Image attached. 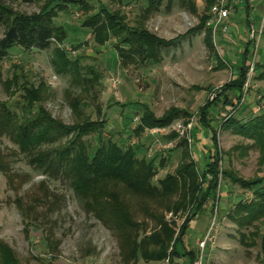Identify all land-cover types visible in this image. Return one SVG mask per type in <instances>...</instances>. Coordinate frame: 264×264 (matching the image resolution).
<instances>
[{"label": "rangeland", "instance_id": "1", "mask_svg": "<svg viewBox=\"0 0 264 264\" xmlns=\"http://www.w3.org/2000/svg\"><path fill=\"white\" fill-rule=\"evenodd\" d=\"M4 1L15 12L29 16L39 14L46 8L51 9L52 13L58 16L56 24L66 29L68 37L63 46L55 44L53 48L44 51L25 50L21 47L10 50L9 56L0 64V106L6 105L16 113L22 123L30 115L27 92L33 86L38 88L45 84L42 108L47 109L55 119L70 127L82 124L87 117L94 121L106 122L102 135L105 140L111 138L125 145L128 142L129 145L140 146L139 155L148 159L158 158L157 163L164 159L165 167H160L156 182L168 174L174 175L177 172L182 151L174 152L172 150L175 148L169 150L165 147L171 141L177 145L180 139H169L167 136L170 131L165 134L145 131L139 138L133 135L131 128L138 125V118L145 111L144 105L157 117L164 116L168 110L176 107L194 115L191 120L183 116L179 122L186 125V121H190L192 125L189 134L192 142L188 145L202 175V165L205 167L208 163L206 156H209V148L213 146V142L210 137L208 140H200L201 133L195 132L194 128L199 121L200 108L217 90L237 78L239 66L233 65L234 61L232 60V64L231 59H236L240 53L237 54L238 50L229 47L231 40L227 41V62L229 61L231 66L220 64L219 59L206 47L204 33L199 32L192 33L174 47L165 49L160 64L141 66L134 61L123 62L114 47L115 39L104 47L98 45L93 36H90L92 31L84 28L82 24L95 12L107 8L111 12H121L132 26L144 22L152 33L162 39L172 40L199 26L205 13L206 3L203 0H197L195 3L197 13L190 12L179 0L171 5L166 1L160 12L151 15L147 20L143 16L146 6L132 0ZM76 1L88 5L91 11L86 13L79 9L80 7L77 8L78 6L74 5ZM63 5L66 8L68 6V9L61 12L59 7ZM244 15V12L239 10L234 25L244 28ZM258 23L257 20L255 24ZM5 31L6 27L0 28V40ZM232 36L238 39L236 33ZM79 44L83 47L74 51L73 48ZM57 47L68 52L72 59L80 60L83 72L80 78L101 76L89 89L90 92L83 91L74 77L70 79L56 74L52 59ZM260 56L264 63V47L259 49L258 57ZM88 70H93L95 75H90ZM77 96H81L88 104L87 107L81 106L82 117H78L70 106V99ZM259 97L264 98L262 80L251 83L240 115L258 113ZM212 112L215 115L220 113L218 118L221 119L227 116L228 111L221 103L218 108L213 107ZM130 117H134V120L126 127ZM96 137L93 135L85 140L97 147L99 142ZM218 138L224 160L221 172L227 171L246 182L264 178V151L256 141L239 136L233 131H220ZM1 164L9 166L10 179L0 172V241L8 244L13 250L19 264H184L187 261L182 258L174 262H146L138 250L134 259L129 258L131 255L127 256L122 250L121 239L116 231L95 216L89 209L88 202L75 193L68 181L62 178L50 180L36 172L20 154L19 148L5 135H0ZM181 190L188 194L192 189L187 186ZM21 199L24 209L32 208V211L27 213V219L19 208L18 201ZM241 201L247 206L252 205L255 202L253 191L227 182L221 173L217 198L211 202L213 212L207 215L205 211L197 221L200 224L208 223L205 235L198 242H190L189 228L185 238L186 249L193 250L195 254L197 252L199 259L202 254L200 243L212 223H216V240L207 244L203 264H262L260 254L264 220L250 227L239 226L240 219L235 209ZM127 202L134 222L141 225L140 230L135 232V241L139 245L144 239L160 231L159 225L163 221L175 230V240L187 218L192 215L191 209L179 213L172 212L171 209L175 205L167 200L151 201L146 197L128 196ZM234 216L236 218L232 220ZM191 226L194 227L195 222ZM243 235L246 236L245 244L242 243Z\"/></svg>", "mask_w": 264, "mask_h": 264}, {"label": "trees", "instance_id": "2", "mask_svg": "<svg viewBox=\"0 0 264 264\" xmlns=\"http://www.w3.org/2000/svg\"><path fill=\"white\" fill-rule=\"evenodd\" d=\"M25 1L33 2L34 0ZM132 1L141 2L146 6L143 9V16L147 20L151 15L160 12L166 1L168 5H171L176 0ZM179 1L190 12L197 13L195 4L197 0ZM203 1L206 3L205 13L199 26L190 30L186 35L172 40L158 37L145 26L144 22L132 26L121 12H111L107 8L92 14L82 26L92 31L90 36H93L94 41L102 47L115 39L114 47L124 63L134 61L141 66L157 65L161 63L165 49L174 47L181 39L192 33L204 30L206 31V47L216 55L213 33L207 29L210 11L215 0ZM74 5L86 13L91 11L83 2L77 3L76 1ZM66 9L68 6L67 8L65 5L59 7L61 12ZM56 16L57 14L52 13V10L48 8L43 9L39 14L30 16L17 13L9 8L4 0H0V28L6 27L4 36L0 40V64L9 56L10 50L14 47L44 51L53 48L55 44L63 46L68 33L64 27L56 24ZM82 47V44H79L73 49L76 51ZM60 49L58 47L55 49L52 59L56 74L70 79L74 77L76 83L82 86L83 91L90 92L89 89L94 86L95 82H98L101 76L96 75L95 78L90 79L80 78L83 73L80 60L72 59L68 52ZM253 53L248 46L240 54L241 62L238 65L237 78L217 90L216 97L212 100L209 98L199 110V121L194 128L195 132L206 133L213 142V149L207 157L209 160L202 175L190 152L189 140L172 131L167 137L171 140L180 139L172 151L181 150L182 159L174 175L168 174L164 179L156 182L155 178L159 174L160 167H165L164 159L157 163L158 158H149L151 159L149 160L147 157H141L139 155L140 146L129 145L128 142L125 145L111 138L105 140L102 135L106 122L94 121L91 117H87L82 124L70 127L55 119L47 109L42 108V93L45 84H41L38 88L33 86L27 92L26 99L30 101L28 107L30 115L22 123L19 122L16 113L6 105L0 106V135L8 137L19 148L20 154L36 172L50 180L62 178L68 181L75 193L88 202L87 205L95 216L116 231L121 239L122 250L127 256L131 255L129 258L134 259V254L138 250L141 251L142 258L146 262H165L166 260L174 262V260L186 258L187 261L184 264H194L198 260L197 252L195 254L193 250L186 249L185 238L193 220L205 211L213 212L211 202L217 198L221 173L227 182L253 191L255 202L247 206L241 201L235 209L240 219L239 226L250 227L264 220V178L246 182L237 179L227 171L221 172V164L224 160L218 138L220 131H233L239 136L256 141L264 151V115L259 112L246 115L243 111L244 114L240 115V111L244 109L241 104L250 71L246 62L253 58ZM88 73L95 75L93 70H88ZM254 76L253 82L264 81V64L257 65ZM221 103L228 112L227 116L218 120L213 115L212 108H218ZM87 105L81 96L70 99V106L78 117H82L81 106L87 107ZM28 108L25 107L26 110ZM144 109L138 125L131 128L133 135L139 138L148 129L169 128L179 122L183 116L189 120L194 117L192 113L184 112L176 107L168 110L162 117H157L146 105ZM128 119L126 127H129L134 117ZM189 123L190 121H186V125ZM93 135L97 136L96 140L99 142L97 147L85 140ZM8 169L9 166L0 165V172L4 175L8 176ZM187 186H190L192 190L184 194L185 190L181 189ZM128 196L146 197L151 201L167 200L175 205L171 209L172 212L179 213L191 209L192 215L187 218L175 240V230L170 227L169 223L164 221L161 223L159 220L161 230L153 233L152 237L144 239L139 245L135 241V232L140 230L141 225L134 222L127 202ZM18 204L27 219V213L32 211V208L24 209L22 199L18 201ZM244 213H246L245 216ZM235 218L234 216L232 220ZM262 239L260 262L264 264V236ZM246 242V236L243 235L242 243ZM0 253V264H19L13 250L2 241H0Z\"/></svg>", "mask_w": 264, "mask_h": 264}, {"label": "built area", "instance_id": "3", "mask_svg": "<svg viewBox=\"0 0 264 264\" xmlns=\"http://www.w3.org/2000/svg\"><path fill=\"white\" fill-rule=\"evenodd\" d=\"M236 2L234 0H215L214 5L211 8L210 11V19L207 23V28L212 31L215 45H218V38L220 37H226L227 39H230V34L232 30L234 29V25L232 23V17L235 15L236 11ZM251 41L254 43V55L253 59L249 62L248 66L250 67V71L248 74V81L245 86L244 90V99L242 101L241 106L244 104V101L246 99V96L248 94V91L250 90V85L253 82V78L256 72V67L258 65V52L261 47L263 37H264V12H263V20L261 24L258 27H252L251 34H250ZM216 95L214 94L211 99H214ZM263 98V97H262ZM261 97L258 98L259 100V106L258 110L259 113H262L264 115V98ZM190 130H192V125L190 123L188 125H185L182 122H177L172 127V131H175L179 134L180 137L187 138L189 140V143L192 142L190 138ZM167 132L166 129H160L156 128L151 130V133L153 134H165ZM176 143L174 141H171L165 149L172 150L176 148ZM251 199V198H250ZM249 199V200H250ZM218 206H216V210L218 209ZM216 223L213 222L211 227L209 228L206 236L200 243V248L202 249V254L199 257L197 261L194 262V264H203L204 259V251L209 243H214L216 240Z\"/></svg>", "mask_w": 264, "mask_h": 264}, {"label": "crops", "instance_id": "4", "mask_svg": "<svg viewBox=\"0 0 264 264\" xmlns=\"http://www.w3.org/2000/svg\"><path fill=\"white\" fill-rule=\"evenodd\" d=\"M234 1L236 2L237 6H236V13L232 17V23H233V25L235 24V22H236L235 19L237 18L236 17L237 16V12H239V10H242V12H244V14H245L244 15L245 18H243L244 19V22H245V25H244V28H240L239 26L234 25V29L232 30V32L230 34V38H232V39H227L226 37H220V38H218V45H215L214 37H213V43H214V47H215V50H216V53H217L216 55H214V54L213 55L217 59H219L220 64L223 63V65L221 64L222 66H226L227 64L229 66H231L230 62L229 61L227 62V51H228L227 50L228 49L227 48L228 47L227 41L229 42V40H231L230 42H232V44H229V47H233V48H235V50H238L237 51V54H238V52L240 54L242 52H244L245 49L248 48V46L250 47V50L252 52H255L254 43H253V41H251L250 34H251L252 27H258L261 24L262 20H263V12H264V1L263 0H234ZM257 20L259 21V23L258 24H255L257 22ZM199 33H204L205 38H206V31L205 30L203 32H199ZM235 33H236V36H237L238 39L233 38L232 35L235 34ZM205 38H204V40H205ZM251 43H252V45H251ZM262 43H263L262 44L263 46H261V48L264 47V42H262ZM168 49H170V48H168ZM262 52H263V49H262ZM228 54H230V53L228 52ZM240 54H239V56L236 57V59H231V61L232 60L234 61V64H233V61L231 62L233 65H239L240 64V62H241ZM228 58L230 59V57H228ZM252 59L253 58H251L250 60H248L246 62L247 65L249 64V62ZM162 61H163V59H162ZM258 64H264L262 62V57L261 56L258 58ZM236 74L238 75V72H236ZM213 115L216 118H218V116L220 115V113H219V115H215L213 113ZM216 118H215V120H216ZM219 119L220 118H218V120ZM171 127H169V128H163V129H166L167 132H169V131L172 132ZM151 130H153V129H148L147 131H150L151 132ZM202 138L208 140L209 139V135L207 136L206 133H204V134L201 133L200 140H202ZM212 149H213V146L211 148H209L208 154L211 152ZM206 157H208V155ZM205 167L202 165V169L203 170H205ZM206 213H207V215H210L211 210L207 211ZM199 217L196 218L195 220H193L191 222V225H192L193 222H195V226L192 227L190 225L191 233L188 234L189 235L190 242L191 241L192 242H198V241H200L199 239H201L205 235V233H206L208 223H206V224L205 223H201V224L200 223H197Z\"/></svg>", "mask_w": 264, "mask_h": 264}]
</instances>
